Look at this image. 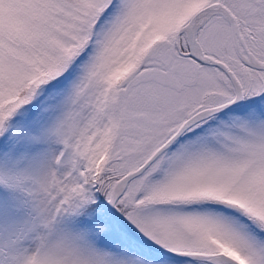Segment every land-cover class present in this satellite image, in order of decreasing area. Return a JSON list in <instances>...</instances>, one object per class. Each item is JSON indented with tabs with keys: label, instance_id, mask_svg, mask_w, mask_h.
<instances>
[{
	"label": "snow or ice",
	"instance_id": "1",
	"mask_svg": "<svg viewBox=\"0 0 264 264\" xmlns=\"http://www.w3.org/2000/svg\"><path fill=\"white\" fill-rule=\"evenodd\" d=\"M0 264H264V0H0Z\"/></svg>",
	"mask_w": 264,
	"mask_h": 264
}]
</instances>
